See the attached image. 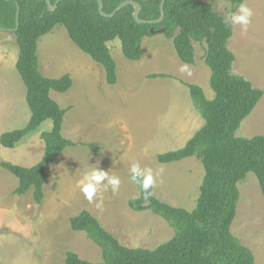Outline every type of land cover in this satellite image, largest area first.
I'll use <instances>...</instances> for the list:
<instances>
[{"label": "rangeland", "instance_id": "374dc122", "mask_svg": "<svg viewBox=\"0 0 264 264\" xmlns=\"http://www.w3.org/2000/svg\"><path fill=\"white\" fill-rule=\"evenodd\" d=\"M198 1L211 4L225 19L233 10L224 0ZM244 3L253 15L246 30L230 23L232 35L227 49L234 56L231 74L248 81L263 96L235 132L238 139L264 136V0ZM106 46L116 67L114 85L105 82L102 66L82 53L63 27L56 26L36 45L41 74L49 79L68 75L72 81L66 93L50 91L49 96L65 110L61 135L74 146L64 149L46 169L41 204L33 201L32 189L15 195L17 179L0 167V264H64L66 252L89 263H100V249L85 233L69 227V219L83 210L126 248L154 249L169 241L174 232L163 219L128 207V201L138 197L129 181L132 163L152 169V195L157 200L186 211L195 206L203 177L200 163L189 158L161 164L157 156L183 148L202 124L189 86L199 88L208 100L214 97L210 71L203 61L205 45H193V65L180 62L172 41L162 34L143 38L141 58L136 62L123 57L117 39ZM18 52L14 35L0 30V135L24 128L30 119L25 87L15 69ZM122 61L144 62L146 66L130 68ZM184 65L187 72L180 71ZM152 75L163 77L153 79ZM105 83L106 89H99ZM123 86L120 92L117 88ZM50 129L51 123L46 121L15 148L0 145V164L22 168L36 165L44 149L40 135ZM93 168L119 177L121 183L113 193L110 185L104 189L107 179L102 180L89 202L80 190V181ZM237 188L239 200L231 234L251 251L254 264H264V197L252 173Z\"/></svg>", "mask_w": 264, "mask_h": 264}, {"label": "trees", "instance_id": "16d2710c", "mask_svg": "<svg viewBox=\"0 0 264 264\" xmlns=\"http://www.w3.org/2000/svg\"><path fill=\"white\" fill-rule=\"evenodd\" d=\"M51 5L58 0H49ZM125 0H101L104 14H111ZM140 5L138 19L153 21L160 16L161 0H130ZM232 12L245 0H224ZM19 9L16 29V11ZM164 17L157 25L138 24L132 17L133 7L125 6L113 17H102L94 0H64L49 12L45 0H0V29L15 37L18 57L15 69L25 87V102L30 112L28 124L19 130L0 135V145L13 149L26 136L35 133L46 121L51 129L40 135L44 149L41 160L31 168L2 162L0 167L14 176L17 196L32 189V198L41 204L46 169L68 147L74 144L61 135L65 110L49 96L50 91L66 93L72 86L68 75L58 79L44 77L38 66L36 45L39 39L56 26L65 29L69 40L95 63L102 66L105 82L116 83L115 63L106 44L117 39L123 57L132 62L140 60L143 38L162 30L172 41L180 62L194 63V44L205 45L204 64L210 71L209 85L214 94L208 100L203 92L189 86L193 107L203 120L202 127L183 148L157 156L161 164L194 158L203 169L195 206L191 211L174 208L138 185V197L128 201L134 212L150 211L173 230V237L154 249L126 248L109 234L88 211L69 219L74 232H83L101 251L100 263L81 260L66 252L64 264H254L250 250L231 234L236 216L239 191L237 184L252 173L264 197V136L250 139L234 137L241 122L249 116L263 96L261 90L240 76L231 74L233 54L227 49L231 38L230 23L213 11L211 4L198 0H165ZM16 29V30H15ZM162 78L152 75L150 78ZM92 151L97 147L87 146ZM130 177V175H129Z\"/></svg>", "mask_w": 264, "mask_h": 264}, {"label": "clouds", "instance_id": "9594fccd", "mask_svg": "<svg viewBox=\"0 0 264 264\" xmlns=\"http://www.w3.org/2000/svg\"><path fill=\"white\" fill-rule=\"evenodd\" d=\"M252 15V10L247 7V4L241 3L238 5L236 12H229L227 14V19L224 22L225 24L231 23L234 25H241L242 28L246 30L251 22ZM180 71L187 72V66H182ZM105 179H107V185L104 186V189L106 190L108 185H110L113 193H116L119 190L121 183L119 177L109 176L108 173L99 171L96 168H93L90 172L86 171L83 174V179L80 181V190L89 202H91L93 197L97 194L100 182ZM129 179L133 184L138 185L146 195L150 194L149 189L153 187L155 182L152 169L141 168L139 163L131 164ZM100 206L101 204L97 203V207Z\"/></svg>", "mask_w": 264, "mask_h": 264}, {"label": "water", "instance_id": "95a60500", "mask_svg": "<svg viewBox=\"0 0 264 264\" xmlns=\"http://www.w3.org/2000/svg\"><path fill=\"white\" fill-rule=\"evenodd\" d=\"M6 2L8 1H11V0H4ZM60 1H64V0H58L56 2V4L54 5H51L50 4V1L49 0H45V4L47 6V9L49 12H53L55 9H56V5L57 3H59ZM96 1L97 3V9H98V13L102 16V17H106V18H111L113 17L119 10H121L122 8H124L125 6L127 5H130L133 7V19L138 23V24H149V25H157L159 23H161V21L163 20V17H164V13H163V6H164V3H165V0H161V3H160V16L158 19L156 20H153V21H141L138 19V15H139V12H140V5L138 3H135L133 1H130V0H125L123 1L122 3H120L117 8L111 13V14H104L102 12V9H103V5H102V2L101 0H94ZM18 16H19V9H18V6H17V11H16V17H15V21H16V29L18 27ZM15 29V30H16ZM1 30V29H0ZM13 30H10V32H12ZM151 33H154V34H160L162 33V30H157V31H153L152 29L150 30Z\"/></svg>", "mask_w": 264, "mask_h": 264}, {"label": "crops", "instance_id": "0c3cea01", "mask_svg": "<svg viewBox=\"0 0 264 264\" xmlns=\"http://www.w3.org/2000/svg\"><path fill=\"white\" fill-rule=\"evenodd\" d=\"M122 53V52H121ZM141 58V57H140ZM178 59V58H177ZM149 60H151V61H153L154 60V57L153 56H151L150 58H149ZM179 60V59H178ZM128 61V60H127ZM130 62H132V61H130ZM122 65L123 66H128V67H135V66H139V65H143V68L146 66V63H138V64H129V63H126V62H124V61H122ZM41 72V71H40ZM151 73V72H150ZM105 75V74H104ZM154 79V78H153ZM148 82V81H147ZM120 84V83H119ZM142 84H144V83H142ZM99 89H102V90H105L106 89V83H105V85L103 86V87H100ZM120 92L122 91V90H124L125 89V87L123 86V88H121V89H119V88H117ZM101 94H106V92H101ZM188 109V108H187ZM107 112H110V110H107ZM199 118H200V120H201V125L200 124H198V126H200V128L202 127V125H203V121H202V119H201V117L199 116ZM197 123H198V120L196 121ZM186 127H189L190 128V125H186ZM200 128H198L197 129V131L200 129ZM196 131V132H197ZM63 137V136H62ZM64 138V137H63ZM65 139V138H64ZM190 139V138H189ZM188 139V140H189ZM19 144V143H18Z\"/></svg>", "mask_w": 264, "mask_h": 264}]
</instances>
